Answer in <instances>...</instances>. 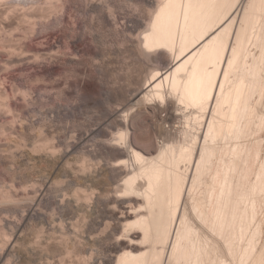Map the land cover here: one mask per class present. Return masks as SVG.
<instances>
[{
    "label": "bare ground",
    "instance_id": "1",
    "mask_svg": "<svg viewBox=\"0 0 264 264\" xmlns=\"http://www.w3.org/2000/svg\"><path fill=\"white\" fill-rule=\"evenodd\" d=\"M56 1L54 2L56 9L59 7V9H63L62 4L58 5L59 0ZM133 1L150 8L146 20H140L139 17L133 22L140 29V31H137L136 28L137 35L133 33L135 41H132L137 44L135 53L142 63L152 64L151 62H154L157 67L152 65L155 68L152 67L154 69L149 73L150 75L144 72L145 76L148 77L147 79L144 77L146 79V81L144 80L145 83L140 84L141 86L132 93L130 98L128 97L130 106L135 107L134 110L130 107L132 111L125 116L128 110L124 111L127 106L123 104V108L117 107L116 112L121 114L124 111L123 116L125 117L121 116L122 114L119 115L121 119H117L118 123L116 120L117 126L112 123L114 128L111 126L112 124L107 123L110 129L111 127L114 129V134L112 133L114 136L111 135L112 137L109 139L108 136L110 135L107 133L112 130L109 132L105 127H102V130L100 129L101 132L103 128L104 132L108 131L100 133L101 138L105 134L104 136L109 139L108 143H105L106 140L103 143L107 145L112 143L116 148H107L106 151L104 150L105 152L102 150L104 148H100L103 152L100 149L98 151V148H90V151L94 150L92 152L86 149L90 154L85 150H80L87 161L82 158L84 160L82 162L80 160L82 156L78 157L82 163L77 159L75 162L81 164L77 163L79 165L77 166L76 163L72 162V157L74 159L76 157V155H73L78 149L79 144L76 142L78 140L69 143V140L66 141V137L64 140L69 144L65 142L64 148L61 146L64 145V142H58L66 134L63 136L61 134L62 137L57 141L56 139L60 133L56 134L57 137L54 141L58 142L56 145L55 143L53 145H51L52 143L48 144L45 141L39 143V139L37 143L35 142L36 144L34 143L35 148L34 145L31 150L30 148L26 150L27 147H25V152H23L25 154L22 155L21 153V155L25 156L26 159L30 157V160L38 164L40 179L35 180L36 182L31 187L33 189H24L22 192L23 197L26 195V199L27 195H31L30 193H33L34 196H31L30 203L27 202L29 200L26 201L29 205L26 204L21 209L23 211L21 212V221L15 222V230L11 233L6 230L2 231L1 236L3 237L1 238H8V240L6 239L8 243L6 250L0 254V263L4 261L6 255L12 254L16 257L15 253H18L20 264H44L47 261L48 264H53V261L50 262L55 258H50L53 257V251H56L55 253L60 251V255L61 253L65 255L66 257L61 255L59 260L61 261L60 264L66 263L68 260L66 258L75 251V248L68 245L67 238V242L65 241L67 244L62 242L64 245L62 246L61 243L52 242L48 237L42 239L39 236L32 240L33 243L28 244L27 238L29 237H24L26 222L30 217L42 218L43 225L56 229L54 228L56 225H52V222L45 218V214L39 208L48 205H53L54 208L60 210L62 215H67L75 206L79 207L78 209H83L87 213L83 218L85 224L88 221L87 216L89 213L94 210L109 208L110 213L116 216L118 220L116 229L126 230L128 239H115L117 243L113 248L111 247V251L116 256L108 264H262L264 262V253H262L264 251L258 248L257 245L263 225L261 219H258V215L261 204L264 203V168L259 164L264 145H262L264 142L261 138L264 131V0ZM102 2L104 3L103 0ZM54 3L52 2V4ZM74 3H72V6ZM101 3L98 0L89 2L91 12L93 11L92 15H97V19L95 18L97 21L101 20L102 25L104 23L106 26L113 27L112 29L115 27V30L119 28L117 24H124V19H122V22L117 23L119 14L116 13L115 8L113 9V3L108 7ZM55 5H53L54 9ZM40 8L43 9L41 6ZM46 10H48V7ZM41 11L38 12L41 13L40 16L45 14V11L43 13ZM52 12L51 14H53ZM27 16L29 17V15ZM34 16L36 15L34 14ZM45 17L49 19V17ZM39 18L37 19L41 20ZM33 19L31 20L33 21ZM54 19L53 22L57 25L55 28L54 23L50 25H52V30L55 33L58 31L60 18L55 17ZM35 20L36 18L34 22L37 23ZM131 20H133V17L130 16L129 21ZM126 21L129 22L127 19ZM42 24L44 25V23ZM69 24L67 23V25ZM32 27L35 28V26ZM73 28L75 30V27ZM58 32L55 35H58ZM60 32L63 35L66 33ZM63 35L60 36V39ZM65 35L67 36V33ZM62 44L64 45V43ZM55 49L51 51H55ZM31 52L33 53V51ZM20 53L23 52L20 50ZM32 53L30 55H33ZM56 53L54 54L58 55ZM39 54L40 58H43L41 53ZM23 55L26 56L25 53ZM24 56L22 59H25ZM38 56L34 57L38 58ZM47 56L44 58L47 59ZM26 60H29L28 57ZM28 62L30 63V61ZM37 62L39 63V61ZM129 79L132 80V78ZM79 81H82V84L84 80ZM79 81H77V85H80L79 88L84 89L86 85L82 84L84 87L81 86ZM87 82L91 84V82ZM72 83V88H74L73 86L77 87L76 81ZM90 84L89 87L94 85ZM91 87L89 88L90 91H92ZM82 90H75L78 92V94L76 92V95H80ZM61 92L66 94L65 90ZM61 92L58 93L61 94L58 97L62 96L61 98L64 99ZM70 92L73 93L71 90ZM71 93V96L74 95ZM24 96H26V92ZM81 97L80 100L84 101ZM89 102L86 101V103ZM78 103L79 101L73 105H78ZM82 104L83 102L80 101L81 107L84 106ZM78 106H75L76 109ZM124 107L126 108L124 109ZM70 109L68 111H71ZM142 109L146 112L148 109H152L162 115L161 118L159 117L160 120H157L158 132L154 133V136L149 132L152 137H139L137 135V128L140 124L137 123L136 118H138L139 113L143 112ZM72 111L75 110L72 108ZM58 112L60 111L58 110ZM163 113H165V116H163ZM111 121L113 122V120ZM80 126L81 124L73 129L74 132ZM96 131L92 130V133ZM75 133H73V136L77 135ZM82 134L84 133L82 132ZM90 134L91 132L88 135ZM108 146L112 147L111 145ZM99 147L101 146L99 145ZM33 148L34 150H32ZM87 154L91 157H87ZM89 158H91L90 162ZM96 158L99 160L96 161ZM94 159L99 165L93 164ZM99 161L105 163L102 164ZM73 165L77 167L74 168ZM63 183H68L71 186L73 194L71 196L51 197L54 193L61 191L59 186ZM88 183L91 185H88ZM186 197L188 200L184 204ZM1 198V200L10 201L13 197L5 193ZM59 226V229L64 232V229H66L64 225L63 227ZM6 240L3 242L6 243ZM18 242H20V245ZM17 244L20 246V249H17L20 250L19 252L14 251L15 247L18 248ZM58 244H61L62 248ZM74 245H76L74 247H77V244ZM46 246L51 249L52 254L49 249L48 252L52 256H47V261L45 260L43 263L41 260L47 252ZM13 252L15 253L13 254ZM9 257L7 258L9 259ZM82 260L84 261L75 264H85L86 258L84 257Z\"/></svg>",
    "mask_w": 264,
    "mask_h": 264
},
{
    "label": "rangeland",
    "instance_id": "2",
    "mask_svg": "<svg viewBox=\"0 0 264 264\" xmlns=\"http://www.w3.org/2000/svg\"><path fill=\"white\" fill-rule=\"evenodd\" d=\"M55 1L56 0H53V1L52 0H49V1H47V0H45V1L44 0H36V1L35 0H32V1H30V0L29 1L28 0H26V1L25 0H12V1L11 0H7V1L1 0L0 1V254H2V252H4L6 250L5 248H6L7 243H8V241H7L8 238H6L7 240L5 238H1V237H3V236H1L2 231L6 230L8 233H11L13 230H15V222L21 221V212H23V211H21V209L23 208L24 205L30 203L32 200L31 196L32 197L34 196L33 193H30L31 195H29V196L27 195V199H26V195L24 196L25 199H23L24 198L23 193H22L23 190L33 187V184L37 180L40 179V176H39L40 174L38 172V170H39L38 164H36L33 160H30L29 159L30 157H28L26 159L25 156H22L23 154H25V153H23V152H25L24 148L27 147L26 150H29V148L31 150L33 145H34L33 147L35 148V144L37 143V140L39 141V139H40L39 143H41L42 141L43 142L45 141L46 143L48 142V144L52 143L51 145H53V143H55V145H56L58 142L59 143L64 142V145H61V146H63L62 148L65 147L66 141L69 140V143H73L74 140H78V141H76L79 144L78 149L73 155V156L76 155V157H75V159L72 157V159H73L72 162H74L76 164L78 162H75V161L77 159L79 160V158L82 156L81 151L85 150L87 152L86 149H89V152L94 151V150L90 151V148L91 149L92 148H94V149L98 148V151L100 148L101 149L104 148V149H102L103 151L107 148H114L115 146H113L114 144L112 145V143L108 144V145H111L112 147L103 143V141L105 142V140H106L105 143H108L110 137L114 136L113 135L114 134V132H113L114 126L112 123L116 124V126H117V123L119 122L118 120L121 119V117L119 115L122 114L121 116H123L125 114L123 112L128 110L125 114V116H127V114H129L130 111L134 110L135 107L133 108L132 105L130 106V103H129L130 101H129L128 97L130 98L132 93L137 88H139L141 85H143L145 83L146 79L148 78L145 75L146 74L150 75L149 73L156 66L154 62H151L152 64L142 63L139 56L135 53L137 44H135V42H134L135 39L133 37L134 36L133 33H135L137 35V31H140V29L138 27H136V24L134 25L133 22H135V20L138 19L139 17H140L139 18L140 20H143V19L146 20L147 19V17H148L147 13H149V11H150L149 10L150 8L148 6L146 7L145 5H143L141 3H134L135 1H133V0H128V1H126V0H103L104 3L106 1V3H108L110 5H108L106 3L104 4L102 2V0H98L99 3L102 2L104 6L106 5V7L111 6V4L113 3V5H114V6L112 5L113 9L115 8L118 11L117 12L115 10L116 13L119 14L118 15L119 21L117 23L122 22V19L125 20L124 24L123 23L117 24L119 28H117L115 30V27H114V29H112L113 27L106 26L104 23L102 25L101 20H98V21L96 20L97 15H95V14L92 15L93 11L91 12V9L89 6V2L91 0L90 1L87 0L88 3H86L87 2L86 0H83V1L82 0H80V1L79 0H69L72 3H74V1H75L73 6H72V3L67 1V0H63V1L59 0V3H60V1H62V2L60 4L58 3V5L60 6L62 4L61 6L62 7L64 6L63 9L62 8L59 9L60 7L57 8L59 10L56 9V5L54 3ZM76 1H77V3H76ZM33 2H34V4H33ZM52 2L54 4H52ZM82 2L83 3L85 2L84 3L85 6ZM130 3H131V5H130ZM56 4H57V1H56ZM243 4H244V2H243ZM43 5L47 6L48 10H46L47 7L45 8ZM53 5H55V9H54ZM40 6L43 7V9L40 8ZM38 7L40 10L38 9ZM50 7L54 9V10L52 9L53 12L51 11ZM33 8L34 9L37 8V9H35L37 11L38 10L41 11V9H42V11H41L42 13L46 10L44 12L45 14L44 15L42 14L43 16L42 15L40 16L41 13H38L39 11L35 12V10ZM49 9H50V11H49ZM78 9H80V10H78ZM85 9H86V11H85ZM89 9H90V11H89ZM56 10L61 15L58 14L57 12H55ZM106 11H108L107 8H106ZM4 12H5V14L9 13L6 15L7 17L5 16ZM46 12H47V14H46ZM51 12L53 14H51ZM54 12H55L56 16L54 15ZM120 12H121L122 16H121ZM132 12H134V13H132ZM28 13H30L31 16H32V14H33V16H34V14L36 15V16H34V17L32 16V17L34 19L36 18L35 21H37V23L34 22V19ZM77 14H78V16H77ZM79 14H80V16H79ZM27 15H29V17H31V18H29ZM49 15H50V17H49ZM63 15H64V18H63ZM39 16H40V18H39ZM45 16L49 17V19H46ZM90 16H92V17H90ZM93 16H95V17H93ZM123 16H127V17H123ZM130 16H131V18L133 17L134 21L133 20H131L132 22L129 21ZM42 17H43V19H42ZM55 17L60 18V22L58 21V24L59 23L60 24H59V28L57 30L59 32L63 31V32L67 33V36L65 35L66 33H64V35H65V37H64L62 32H60L61 35H63L62 36L63 40L60 39L61 35L59 34V32L56 31L54 33V31L52 30V27H51L52 25H50V24L54 23L53 21L55 20L54 19ZM74 17H75V19H74ZM76 17H78V18H76ZM37 18L41 19L42 21L38 20ZM125 18L129 22H127ZM31 19H33V21ZM72 19H73V21H72ZM92 19H94V20H92ZM43 20H44V22H43ZM30 21L33 24L34 23L35 24L33 25ZM92 21H94V22H92ZM47 22H49V23L47 24ZM61 22H62V24H61ZM63 22L66 25H67V23L68 24L70 23V24L67 25L68 26L67 27L66 25L63 24ZM100 22H101V24H100ZM126 22L129 25H125V24H127ZM42 23H44V25ZM74 23H76V24H74ZM54 24H53V26L55 28V26L57 24H55V25ZM71 24H72V26H71ZM122 25H125L126 27L129 26V27L126 28L125 26L123 27ZM32 26H35V28ZM62 26H64V27H62ZM73 27H75V30H73L74 29ZM108 27H110V28H108ZM60 28H64V29H60ZM69 28H70V31H69ZM133 28H134V30H133ZM136 28H137V31H135ZM44 29H46V30L44 31ZM54 30H56V29H54ZM39 31L41 32L42 36L40 35ZM74 31L76 32V34ZM77 31H78V33H77ZM133 31H135V32H133ZM57 32H58V35H55V34H57ZM69 34L71 36L74 34L75 35L72 36V38H71V36ZM35 36H38V37H35ZM55 36H57L59 39ZM45 37H47V38L45 39ZM74 38H76V39H74ZM44 39H45V41H44ZM54 40H56V42H54ZM132 40H134V41H132ZM68 41H70V42H68ZM130 41H131V43H130ZM122 42H124V43L122 44ZM30 43H32V44H30ZM35 43H37V44L35 45ZM53 43H55L57 45H55ZM62 43H64V45ZM58 44H60L61 46ZM66 44H67V47H66ZM37 45H38V47H36ZM54 45H55V47L51 48V46H54ZM23 46H25L24 49H23ZM41 46H43V47H41ZM68 46L70 48L69 50H68ZM54 49H55V51H51ZM57 49H58V51H57ZM20 50L23 53H20ZM62 50H63V52H62ZM128 50L130 51V53ZM31 51H33V53ZM124 51H125V54H124ZM37 52H38V54H37ZM42 52H43V54H42ZM51 52H52V55H51ZM53 52L54 53L57 52L58 55H55ZM24 53L26 56L23 55ZM31 53L33 55H30ZM39 53H41V57H43V58H40ZM21 54H22V56H21ZM44 54L46 56L48 55L47 56L48 60L45 59L46 56ZM49 54H50V56H49ZM62 54H64V55L62 56ZM23 56L25 59H22ZM30 56H32L33 58ZM34 56H38V58L34 57ZM56 56H58L57 59H56ZM64 56H65V58H64ZM77 56H79L80 58ZM27 57L29 60H26ZM35 58H36V60L38 59L37 61H39V63L42 60L41 63L39 64L35 60ZM20 59H21V61H20ZM43 59H44V62H43ZM126 59H129L130 61L126 60ZM22 60L25 62H23ZM28 61H30V63ZM63 61H65V62L62 63ZM33 62H34V64H33ZM127 62H129L128 64H130V65H128V64L125 65ZM52 64H54V65H52ZM59 64H60V66H59ZM142 65H143V67H142ZM152 65H155V66H152ZM150 67H151V70H150ZM152 67H154V68L152 69ZM125 69H127V70H125ZM145 69H146V71H145ZM148 69H149V71H148ZM92 71H93V73H92ZM121 72H123V73H121ZM134 72H135V74H134ZM122 76H124V77H122ZM66 77H67V79H66ZM61 78H62V80H61ZM129 78H132V80H130ZM79 80H84L82 84L83 85L85 84L86 87H84L81 84L82 81H79ZM69 81L70 82L76 81V85L78 84L77 81H79V83L81 84V86L84 87V89L82 87L79 88L80 85L79 86L77 85V87L73 86L74 88H72V86H71L73 84L72 82L70 85L72 88L71 89L69 86V84H70ZM87 81L91 82L92 85L94 84L92 87L90 86L92 88V91H90V89H89L90 87L88 86L90 83H88ZM127 81L130 83H128ZM67 82H69V83H67ZM54 83H56V84H54ZM64 83H66V84H64ZM126 83L128 85H130V84L131 85L128 86ZM137 84H139V85H137ZM62 85L65 87H63ZM37 86H39V87H37ZM60 86H61V88H60ZM53 87L54 88L56 87L55 90ZM52 88H53V90H52ZM58 88H59V90H58ZM76 88H78L79 90L83 89L82 91H80V92H82L80 95H76L77 91H75V90H78ZM41 89L44 92H42ZM50 89H51V91H50ZM68 89H69V91H67ZM87 89H89V90H87ZM93 89H95V90H93ZM64 90H65L66 94L68 93V95L61 92ZM70 90L73 91V93H71ZM25 92H26V96H24ZM27 92H28V94H27ZM45 92H47V93L45 94ZM59 92L63 93L64 99L61 98L62 96L58 97ZM69 92L71 94H74V95H72L73 97L79 96V98L76 97L78 100L74 97L75 100H77V101H75ZM40 93H42V94H40ZM47 94L49 95L48 97H47ZM77 94H78V92H77ZM44 95H46V96H44ZM51 95H53V96H51ZM81 95H82V97H81ZM64 96H66V97L68 96L67 97L68 101H67V99H65L66 97H64ZM80 97L83 98V100L85 102L82 101V99L80 100ZM56 98H61V99L57 100ZM73 100H74V102H72ZM78 101H79L78 105L80 107L78 105H75V106H78L76 109V107L73 104L74 103L77 104ZM80 101H81V103L83 102V104H82V106L84 105L83 107H81ZM86 101L87 102L88 101H90V102L94 101V102L91 104L90 102L86 103ZM67 104H69V105H67ZM87 104H89V105H87ZM123 104L125 106H127V108L124 107V109L126 108V110H124L121 114L117 113L116 112V110H118L117 107L120 106L119 108H123V106H124ZM128 104H129V106H128ZM71 105H73V106H71ZM70 107H72L73 110H75V111H72V108L70 109ZM130 107H132L133 109L131 110ZM69 109L71 111H68ZM112 109L113 110L115 109V110L113 111ZM58 110L60 112H58ZM142 111L143 112L139 113L140 115L139 114L137 115L138 118H136L138 120L137 123L140 124L137 128V135L139 137H149V136L152 137V135H150V133L153 134V136H154V133L158 132L159 126H157V125H158V121L160 120L162 115L160 113L155 112L152 109H148L147 112L144 111V109H142ZM114 112H116V113H114ZM110 114H111V116H110ZM153 115H154V117H153ZM125 116H123V117H125ZM163 116H165V113H163ZM103 119H105V120H103ZM111 120H113V122ZM116 120H117V123H116ZM95 121H96V123H94ZM90 122H91V124H90ZM146 122H148V123H146ZM93 123H94V125H93ZM107 123L112 124L111 126L113 128L111 127V129H110V126H108L109 124L107 125ZM153 123H155V124H153ZM79 124H81V126L79 127L80 130L76 129V131H75L76 133H75L73 129L77 128V126ZM94 126H97V127H94ZM102 127H105V129L109 130V132H110V130H112L110 133H107L108 135H110V136H108L109 139H108V137L104 136L105 134H103V136H102V138H104V139H102L100 137V133H103L105 131L103 128V131L101 132ZM154 127L156 128V130ZM93 128H96V129H93ZM98 129L99 130L101 129V130L99 131ZM81 130L84 134L85 133H87V134H85V135L82 134V132H80ZM85 130H87V131H85ZM92 130H97L96 131L97 133L96 132L92 133ZM107 130H106V132H108ZM63 132H64V134H63ZM89 132H91L90 135H88ZM106 132H104V133H106ZM59 133H60V135H58V137H57L56 134H59ZM73 133H75V135L76 134L77 135L73 136ZM98 133H99V135H98ZM61 134H62V136L66 134L65 137L63 136L62 140H64L66 137L68 139L66 138V141L61 140V141H58L57 143L54 142L56 137H57L56 141L62 137ZM81 135L82 136L88 135V136L84 137L85 138L84 139ZM261 135H262L261 138L263 139V141H262V139H261V141L264 142V131L262 132ZM37 137H38V139H37ZM81 137L84 140H82ZM41 139H43V140H41ZM97 142H99V143L97 144ZM66 143L69 144L68 142H66ZM100 143H103L105 146L103 144H100ZM263 144L264 143H262V145ZM94 145H96V146L94 147ZM99 145L101 147H99ZM263 147H264V145H263ZM263 147H262V152L260 154V159H259L260 163L259 164H261L264 168V148ZM34 148L32 150H34ZM101 149H100V151H102ZM89 152H87V153H89ZM21 153H22V155H21ZM83 154L86 155L85 152H83ZM77 155H79V156H77ZM26 156H28V155H26ZM87 157H91V155L89 156L87 154ZM82 158L84 160L87 159L86 157H85L86 158L85 159L84 156H82L80 158V160L82 162H84V160ZM90 159L91 158H89V162H90ZM97 159L98 158H96V161H97ZM80 160H79V162H81ZM96 161L94 159L93 164L96 163L95 165H99V164H97ZM72 162L70 163L71 165L73 164ZM99 162L102 163L101 161H99ZM104 163L105 162L103 161L102 164H104ZM78 164H77V166L81 165V164H79V165ZM77 166L74 167V165H73L74 168H76ZM91 184H93V182H91ZM91 184L88 183V185H91ZM102 185H104V184H102ZM118 185H120V184H118ZM59 187H60L61 191L56 193V194L54 193L53 195H51V197L52 196H54V197L55 196H57V197L71 196L73 194V189L71 188V186L68 185V183L67 184L63 183ZM31 189H33V188H31ZM5 193L10 194L14 199L12 198L13 200L11 199L10 201L9 200L8 201L7 200H1L2 199L1 197ZM27 200H29V201H27ZM187 200L188 199L186 197L184 200V204L187 202ZM262 203H263V201H262ZM25 207L27 208V206H25ZM25 207H24V209H25ZM75 207H73V209H71V211H69L67 213V215H62V212L60 210H57V208H54L53 205L42 206V207L40 206L39 208L45 214V218L50 220L52 222V225L53 224L56 225V227H54V228H56V229L58 228V230L53 229L51 226L49 228V226L46 227V225H43V223L41 221L42 218L30 217L26 222V227L24 230V237L25 236L29 237V238H27L28 241L30 239L29 242L26 240L27 243L29 244L30 242H32L33 239H35L39 236L42 239H46L48 237L51 239L52 242H56V244L57 243L62 244V242H64L63 244H65L67 242L66 241V238H67V240L69 241V242H67L68 245L71 246V248H75L74 249L75 251L72 252V254H70V256H68L66 258V260L67 259L68 260L66 261L65 264H75L79 261L82 262V261H84V260H82V258L84 259V257L86 258L85 264H108L109 261L112 262L114 260L113 258L116 256V254L113 253L111 251V249L113 248V246L116 245V243H117L116 240L118 238H120V239L122 238V240L128 239V232L126 230L122 231L120 229H116V226L118 224V220H117L116 216H113L110 213V209L107 207L96 210V211L94 210L92 213H89L87 216L88 221L86 224H85L84 219H83L85 217V215L87 214L86 211H84L81 208L78 209L79 207H76L77 208L76 209ZM17 210H19V212H17ZM258 219L259 220L261 219L260 221L262 222L263 225H262L261 233H260L259 238H258V244L257 245H258V248H260L262 251H264V220H263L264 219V203L261 204ZM59 225H61L62 227L64 225V227L66 228V229H64L65 230L64 232L62 230H60L61 227ZM58 226L60 227V229ZM54 230H56V231H54ZM69 230H70V232H69ZM4 240H6V243L3 242ZM18 244L20 245V242H18ZM18 244H17L18 248L15 247V249H14V251H16V252L20 251V250H17V249H20L19 248L20 246H18ZM63 244H62V246H64ZM74 244H77V247H79V248L74 247V246H76ZM62 246H60V248H62ZM2 248H4V249H2ZM48 249H49V247H47V252H48ZM49 250L51 253V249H49ZM47 252H45V257L41 260V261H43V263L47 259V256L53 255V257H50V258L51 259L54 257L55 258H54V260L52 259L50 262L53 261V264H60V262H61L59 260L60 256L61 255L65 256L62 253L60 255V251L59 252L57 251V253H55L56 251L55 252L53 251L52 252L53 254L51 253L52 255L49 252H48L49 253L48 254ZM14 253L15 252H13V254ZM262 253H264V252H262ZM17 254L18 253H15L16 257L12 256V254L9 255L11 257L6 255L4 261L1 262L0 264H20L21 262L19 260V257L17 256ZM7 257H9V259ZM50 258L48 257L49 260H50ZM263 260H264V254H263ZM48 263L49 262L47 261L46 264H48ZM262 264H264V262Z\"/></svg>",
    "mask_w": 264,
    "mask_h": 264
}]
</instances>
